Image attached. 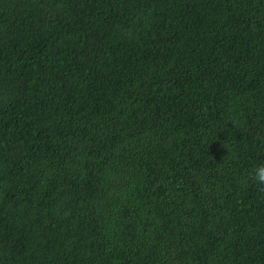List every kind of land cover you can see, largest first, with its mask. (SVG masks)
<instances>
[{"label": "trees", "instance_id": "obj_1", "mask_svg": "<svg viewBox=\"0 0 264 264\" xmlns=\"http://www.w3.org/2000/svg\"><path fill=\"white\" fill-rule=\"evenodd\" d=\"M264 0H0V264H264Z\"/></svg>", "mask_w": 264, "mask_h": 264}, {"label": "clouds", "instance_id": "obj_2", "mask_svg": "<svg viewBox=\"0 0 264 264\" xmlns=\"http://www.w3.org/2000/svg\"><path fill=\"white\" fill-rule=\"evenodd\" d=\"M245 185L253 184L259 192L264 194V164L254 166L243 178Z\"/></svg>", "mask_w": 264, "mask_h": 264}]
</instances>
